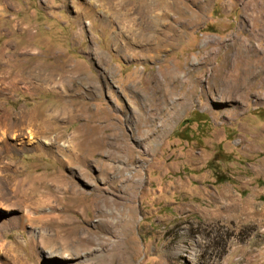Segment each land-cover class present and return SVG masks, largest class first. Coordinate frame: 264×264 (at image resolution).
I'll use <instances>...</instances> for the list:
<instances>
[{
	"label": "rangeland",
	"instance_id": "obj_1",
	"mask_svg": "<svg viewBox=\"0 0 264 264\" xmlns=\"http://www.w3.org/2000/svg\"><path fill=\"white\" fill-rule=\"evenodd\" d=\"M3 49L0 113L47 105L84 158L1 149L0 253L71 221L40 262L264 264V0H0Z\"/></svg>",
	"mask_w": 264,
	"mask_h": 264
},
{
	"label": "bare ground",
	"instance_id": "obj_2",
	"mask_svg": "<svg viewBox=\"0 0 264 264\" xmlns=\"http://www.w3.org/2000/svg\"><path fill=\"white\" fill-rule=\"evenodd\" d=\"M140 3H141V1H140ZM154 10L156 11V9H154ZM149 13H151V12H149ZM8 43H10V42H8ZM115 49H117V48H115ZM3 52H5L4 49L1 50L0 53H3ZM0 55L3 58L4 54H0ZM5 57H6V55H5ZM252 72H254V71H252ZM250 75H252V74H250ZM14 79H12L9 82V85L12 84V86H13L15 84ZM220 92L225 94V95L227 93V92H225V90H222V89H220ZM230 92H231V94L235 95L237 92V86L232 88ZM39 108H33L31 110H23V111H20L17 115L14 114V112H12V111H8L6 108L2 109V111L0 113V154L2 153L1 149L8 150L9 148H13V150H15V151L16 150H23V149H25V146L34 144V146H33L34 148L47 151V153H57V152L62 151V150H68V151L72 152V155L75 159L80 158L83 160V158H84L83 156L77 155L78 144H79L78 137L80 136V133L78 131L74 132L73 136L70 137V139L63 140L62 139V133L60 132L61 130H59L60 127L55 122L54 118L51 115H49L48 110H47V105H45L44 107H42L40 109ZM59 110H61L62 112H65L66 108L62 106V108ZM76 110H79V109H76ZM50 112H51V110H50ZM55 112H57V111H55ZM69 117L71 119L73 118L72 112L69 113ZM33 126H34V128H33ZM59 133H60V135H59ZM8 136L11 139V141H9V142L6 141V138ZM52 178H53L52 180L62 183V186L65 189V191H67L69 193L67 197H68V200H70V202H71V200H73V203H74L76 200V197H78L79 195H82L80 192H78L75 184H73L72 182H70L68 180H65L62 176L57 175V176H53ZM31 179L35 180L36 176H33ZM43 197H44V199L41 200V203L39 204V206L44 205L45 203L49 204L50 199L52 198V195L47 192V194L43 195ZM95 197L97 198V199L94 198V202H96L95 205H99L98 200L100 199V197L97 194ZM102 200H103L105 205L108 204L107 200H104V199H102ZM63 204L66 205L68 203L66 201H64ZM71 205H73V204H71ZM55 206H58V202H56ZM63 208H64L63 206H59L57 208L56 207H50V210L48 209L44 213L38 212V214L34 217V220H37V222H40V223L45 224V225H48V224L51 225L53 222H55L57 220V218H59L61 216V214H59L58 211H61V212L67 211L66 209H63ZM41 211L43 212V210H41ZM100 212H102V214L104 215L103 210L100 209ZM30 219H31L30 216L27 215V213H26L25 215L20 217L19 223L20 224L26 223L27 225L30 226L32 224ZM2 222H0L1 226L5 227ZM64 223L70 224L69 232L64 233V234H60L57 236V238H56L55 233L50 234L44 230L38 232L37 234L34 231L29 232L30 233V240H29L30 241V248L33 251V255L35 257L34 262H29L22 257L19 258L16 253H13L14 248L9 245V247H8V249H6L5 253H3V254L0 253V264H15V263L16 264H49L45 260L42 262L39 261V253H38V251H36L37 250L36 245L41 247V249H43V252L46 253L48 256L67 257L68 253L66 250H67L68 246L71 245L70 243L74 242L75 246L77 247V246L83 245V241L81 240V238H77V237L75 238L74 232L71 234V229H72L71 226H73L75 223H73L71 221H68V222L64 221ZM104 226H105V224H104ZM99 227H100V225H99ZM56 245H58L60 247V249H61L60 251H56V250L54 251L53 250L54 246H56ZM2 255H4V256H2Z\"/></svg>",
	"mask_w": 264,
	"mask_h": 264
},
{
	"label": "trees",
	"instance_id": "obj_3",
	"mask_svg": "<svg viewBox=\"0 0 264 264\" xmlns=\"http://www.w3.org/2000/svg\"><path fill=\"white\" fill-rule=\"evenodd\" d=\"M260 198L264 200V196H262V197H260Z\"/></svg>",
	"mask_w": 264,
	"mask_h": 264
}]
</instances>
